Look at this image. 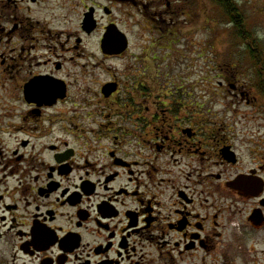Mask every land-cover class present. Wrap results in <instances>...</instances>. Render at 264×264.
<instances>
[{
  "label": "flooded vegetation",
  "instance_id": "obj_1",
  "mask_svg": "<svg viewBox=\"0 0 264 264\" xmlns=\"http://www.w3.org/2000/svg\"><path fill=\"white\" fill-rule=\"evenodd\" d=\"M203 1L0 0V264H264V60L199 90Z\"/></svg>",
  "mask_w": 264,
  "mask_h": 264
},
{
  "label": "rangeland",
  "instance_id": "obj_2",
  "mask_svg": "<svg viewBox=\"0 0 264 264\" xmlns=\"http://www.w3.org/2000/svg\"><path fill=\"white\" fill-rule=\"evenodd\" d=\"M235 1L246 20L247 28L250 29L248 31L257 40V43L251 46L258 49L255 52V58L249 53L248 49L251 47L246 46L243 41L236 37L235 28L223 9L217 7L216 4L214 6L207 0L201 2L200 14L192 24L195 31L192 34L193 45L189 53L190 62H188L194 66L190 73L193 75V83L196 86H198L197 81L199 82V90H204L207 87L209 91L213 90L221 93H232L233 90L249 91L248 83H243L241 78H237V75L240 73L245 76L254 75L249 67V60H264V0ZM212 12L214 13V26L210 27L209 25L206 28V16ZM188 63H185L184 66ZM262 70H264V61ZM224 75H226V78L222 77ZM208 77L212 80H209ZM202 80L204 82L209 81L205 87ZM196 90H198V87ZM228 95L230 97L218 99L226 102L221 101V104L216 105V110L222 111L231 106L238 114L235 119L240 121L242 117L240 113L246 109L243 105L245 101L236 100L231 97V94ZM219 96L226 95L220 94Z\"/></svg>",
  "mask_w": 264,
  "mask_h": 264
},
{
  "label": "trees",
  "instance_id": "obj_3",
  "mask_svg": "<svg viewBox=\"0 0 264 264\" xmlns=\"http://www.w3.org/2000/svg\"><path fill=\"white\" fill-rule=\"evenodd\" d=\"M215 4L223 9L226 16L230 19V23L235 28V35L236 37L243 41L244 44L248 47H251L252 44L257 43L256 38L254 35L249 32L246 25V20L244 16L240 12V8L236 4L235 0H214ZM256 50H251V55L255 58Z\"/></svg>",
  "mask_w": 264,
  "mask_h": 264
}]
</instances>
